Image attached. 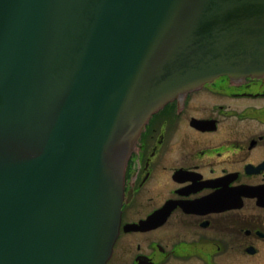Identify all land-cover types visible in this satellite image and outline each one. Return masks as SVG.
<instances>
[{
    "label": "water",
    "instance_id": "obj_1",
    "mask_svg": "<svg viewBox=\"0 0 264 264\" xmlns=\"http://www.w3.org/2000/svg\"><path fill=\"white\" fill-rule=\"evenodd\" d=\"M225 74L264 75V0H0V264H106L143 127Z\"/></svg>",
    "mask_w": 264,
    "mask_h": 264
},
{
    "label": "flooded vegetation",
    "instance_id": "obj_2",
    "mask_svg": "<svg viewBox=\"0 0 264 264\" xmlns=\"http://www.w3.org/2000/svg\"><path fill=\"white\" fill-rule=\"evenodd\" d=\"M106 264H264V75L217 76L150 117Z\"/></svg>",
    "mask_w": 264,
    "mask_h": 264
}]
</instances>
